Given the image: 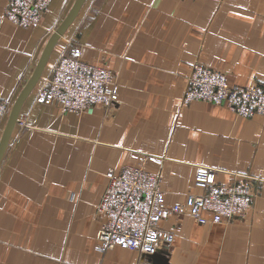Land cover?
Wrapping results in <instances>:
<instances>
[{"label": "crops", "instance_id": "0c3cea01", "mask_svg": "<svg viewBox=\"0 0 264 264\" xmlns=\"http://www.w3.org/2000/svg\"><path fill=\"white\" fill-rule=\"evenodd\" d=\"M8 1L0 0V99L12 106L75 0H52L35 28L5 19ZM78 48L85 62L118 75L116 103L62 113L36 103L38 83L0 164V264H141L134 250H96L104 220L97 207L108 172L145 154L165 158L146 168L160 175L169 206L202 193L199 167L217 169L219 183L259 180L246 218L209 226L188 215L164 220V231L178 225L168 264H264V116L182 104L196 60L226 72L232 85L264 84V0H87L43 75Z\"/></svg>", "mask_w": 264, "mask_h": 264}, {"label": "built area", "instance_id": "2783aa9c", "mask_svg": "<svg viewBox=\"0 0 264 264\" xmlns=\"http://www.w3.org/2000/svg\"><path fill=\"white\" fill-rule=\"evenodd\" d=\"M52 0H9L4 17L23 28L40 25L50 11ZM121 86L111 69L85 62L82 48L62 54L42 76L35 101L57 106L62 113L84 114L93 108H111ZM206 102L225 106L239 117L264 115V84L232 85L226 72L196 60L187 76L182 104ZM0 99V118L10 111ZM163 156L144 155L137 165H124L107 174L109 184L97 211L104 217L97 234L96 250L105 253L115 247L139 252L141 264H156L148 259L174 241L178 225L164 231L161 223L171 216L188 215L201 225L229 223L246 218L258 197L259 180L238 175L231 183L215 181L217 169L199 167L195 186L200 194H188L184 202L166 203L161 177L147 170L146 163L162 165Z\"/></svg>", "mask_w": 264, "mask_h": 264}, {"label": "water", "instance_id": "95a60500", "mask_svg": "<svg viewBox=\"0 0 264 264\" xmlns=\"http://www.w3.org/2000/svg\"><path fill=\"white\" fill-rule=\"evenodd\" d=\"M86 2L87 0L74 1L64 20L48 38L29 80L25 83L15 102L12 104L0 140V164L6 153L14 129L19 121V116L25 102L40 82L55 47L59 43L60 39L64 37V35L73 25ZM168 256L169 254L167 252V249H163L147 257L149 260L156 264H168Z\"/></svg>", "mask_w": 264, "mask_h": 264}, {"label": "rangeland", "instance_id": "374dc122", "mask_svg": "<svg viewBox=\"0 0 264 264\" xmlns=\"http://www.w3.org/2000/svg\"><path fill=\"white\" fill-rule=\"evenodd\" d=\"M120 83H122V82H120ZM256 115H261V114H256ZM262 116H264V115H262Z\"/></svg>", "mask_w": 264, "mask_h": 264}]
</instances>
